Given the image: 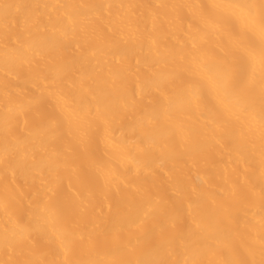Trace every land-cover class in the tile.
I'll return each mask as SVG.
<instances>
[{
	"label": "bare ground",
	"instance_id": "6f19581e",
	"mask_svg": "<svg viewBox=\"0 0 264 264\" xmlns=\"http://www.w3.org/2000/svg\"><path fill=\"white\" fill-rule=\"evenodd\" d=\"M0 264H264V0H0Z\"/></svg>",
	"mask_w": 264,
	"mask_h": 264
}]
</instances>
